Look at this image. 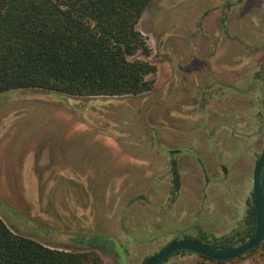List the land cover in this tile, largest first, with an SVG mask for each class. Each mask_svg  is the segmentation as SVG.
<instances>
[{
    "label": "rangeland",
    "instance_id": "obj_1",
    "mask_svg": "<svg viewBox=\"0 0 264 264\" xmlns=\"http://www.w3.org/2000/svg\"><path fill=\"white\" fill-rule=\"evenodd\" d=\"M137 27L152 51L138 58L157 68L151 92L0 96V217L17 235L104 264H143L200 233L240 246L264 151V0H154ZM231 81L243 92L233 96ZM165 148L182 150L176 204L170 163L154 157ZM163 264L216 263L187 253ZM226 264H264V242Z\"/></svg>",
    "mask_w": 264,
    "mask_h": 264
},
{
    "label": "trees",
    "instance_id": "obj_2",
    "mask_svg": "<svg viewBox=\"0 0 264 264\" xmlns=\"http://www.w3.org/2000/svg\"><path fill=\"white\" fill-rule=\"evenodd\" d=\"M152 1L0 0V96L12 91H39L113 98L151 92L157 68L138 58L140 54L149 57L152 51L137 26ZM172 173L177 196L180 175L175 163ZM247 226L248 238H252L254 206L249 209ZM189 240L216 250L232 249L236 244L233 237L211 239L205 233ZM246 240L243 237L240 241ZM83 242L72 240L70 245L107 251L113 243ZM187 253L191 252L180 251L172 257ZM200 257L216 264L235 261ZM0 264L104 263L94 251L59 250L17 235L0 217Z\"/></svg>",
    "mask_w": 264,
    "mask_h": 264
},
{
    "label": "water",
    "instance_id": "obj_3",
    "mask_svg": "<svg viewBox=\"0 0 264 264\" xmlns=\"http://www.w3.org/2000/svg\"><path fill=\"white\" fill-rule=\"evenodd\" d=\"M171 153H176L173 151ZM253 204L256 214V229L253 237L232 249L216 250L195 240L183 239L170 244L143 264H163L175 253L188 251L215 261L228 262L246 255L264 242V152L253 172Z\"/></svg>",
    "mask_w": 264,
    "mask_h": 264
},
{
    "label": "crops",
    "instance_id": "obj_4",
    "mask_svg": "<svg viewBox=\"0 0 264 264\" xmlns=\"http://www.w3.org/2000/svg\"><path fill=\"white\" fill-rule=\"evenodd\" d=\"M232 83H235L234 81H231V83L230 84H232ZM241 84V83H240ZM237 86H240V85H237ZM176 150H178V149H167V148H165V149H163V150H156L155 152H154V157L156 158V159H161V158H163V159H165L166 160V162H169L170 163V177H171V180H170V183L171 184H169V185H173L172 186V188H170V186L169 185H167L166 187H167V191L168 192H171V200H172V202H174V204H176L177 202H178V200H179V195H180V191H181V186H180V188H179V191H178V193H177V196H175L174 195V183H173V173H172V168H173V165H174V163L176 164V166H177V169H178V172H179V168H178V164H177V162H176V160H175V156L176 155H182L181 154V152H182V150H180V151H178L177 153H173V154H171L170 152H172V151H176ZM156 169H157V166H156ZM199 167L198 166H196L195 164H194V162H193V164H192V167H191V171H192V174H193V177H196L195 179L197 180L198 178H197V176H199L200 175V172H199ZM160 173V170H156V174H159ZM179 175H180V184H181V182H182V179H183V176H184V174H182L181 175V173H179ZM202 183H204V180H202V182L201 183H199V188H200V191L202 192L203 190H204V185L202 184ZM196 184H198V182H196ZM156 189H158V190H165L166 188H165V186H160L159 184H157L156 185ZM173 189V191H171ZM140 198H141V196H140Z\"/></svg>",
    "mask_w": 264,
    "mask_h": 264
},
{
    "label": "flooded vegetation",
    "instance_id": "obj_5",
    "mask_svg": "<svg viewBox=\"0 0 264 264\" xmlns=\"http://www.w3.org/2000/svg\"><path fill=\"white\" fill-rule=\"evenodd\" d=\"M230 89H231V93L233 94V96H236L238 93H242L243 92V88H242V86H239L241 89H237V86H236V83H232V84H230ZM203 100H204V102H205V100H206V98H203ZM173 152V151H172ZM178 151H176V153H177ZM264 152V151H263ZM171 153V152H170ZM171 154H173V153H171ZM262 155V154H261ZM260 155V156H261ZM260 158V157H259ZM259 160V159H258ZM257 163H258V161H257ZM256 163V164H257ZM256 166V165H255ZM253 206H254V204H253ZM256 229V228H255ZM255 233V232H254ZM253 237V236H252ZM185 239H187V238H185ZM251 239V238H250ZM183 240V239H182Z\"/></svg>",
    "mask_w": 264,
    "mask_h": 264
}]
</instances>
